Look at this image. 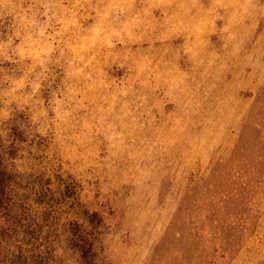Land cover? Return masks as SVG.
<instances>
[{
  "label": "rangeland",
  "instance_id": "1",
  "mask_svg": "<svg viewBox=\"0 0 264 264\" xmlns=\"http://www.w3.org/2000/svg\"><path fill=\"white\" fill-rule=\"evenodd\" d=\"M264 264V0H0V264Z\"/></svg>",
  "mask_w": 264,
  "mask_h": 264
},
{
  "label": "trees",
  "instance_id": "2",
  "mask_svg": "<svg viewBox=\"0 0 264 264\" xmlns=\"http://www.w3.org/2000/svg\"><path fill=\"white\" fill-rule=\"evenodd\" d=\"M208 258V256L207 255H204L203 253L201 254V264H212V262L211 261H209V260H206Z\"/></svg>",
  "mask_w": 264,
  "mask_h": 264
}]
</instances>
